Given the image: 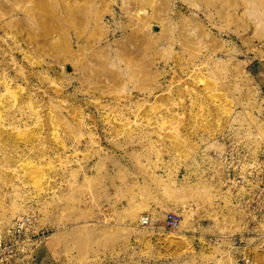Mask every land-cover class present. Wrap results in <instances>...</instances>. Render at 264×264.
Returning <instances> with one entry per match:
<instances>
[{
  "label": "rangeland",
  "instance_id": "1",
  "mask_svg": "<svg viewBox=\"0 0 264 264\" xmlns=\"http://www.w3.org/2000/svg\"><path fill=\"white\" fill-rule=\"evenodd\" d=\"M263 91L264 0H0V234H40L20 264H264Z\"/></svg>",
  "mask_w": 264,
  "mask_h": 264
},
{
  "label": "built area",
  "instance_id": "2",
  "mask_svg": "<svg viewBox=\"0 0 264 264\" xmlns=\"http://www.w3.org/2000/svg\"><path fill=\"white\" fill-rule=\"evenodd\" d=\"M252 175L253 172L249 171L244 177L248 178ZM237 178L243 180V176H238ZM180 218L177 213H168L164 218V227L169 230H176L179 226ZM39 235V233L33 234L29 231V220L27 217L20 218L14 222L5 233L0 234V264H20L29 256L30 249L36 244ZM245 264H247L246 261Z\"/></svg>",
  "mask_w": 264,
  "mask_h": 264
},
{
  "label": "bare ground",
  "instance_id": "3",
  "mask_svg": "<svg viewBox=\"0 0 264 264\" xmlns=\"http://www.w3.org/2000/svg\"><path fill=\"white\" fill-rule=\"evenodd\" d=\"M242 180V179H241ZM143 222H146V219H143ZM6 230H8V228L6 229ZM170 239L169 237H166V239ZM169 241V240H168ZM246 262L248 263V260H246Z\"/></svg>",
  "mask_w": 264,
  "mask_h": 264
}]
</instances>
